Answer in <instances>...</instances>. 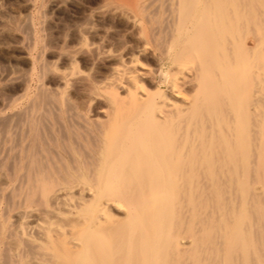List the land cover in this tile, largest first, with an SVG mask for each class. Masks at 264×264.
<instances>
[{"label":"bare ground","instance_id":"obj_1","mask_svg":"<svg viewBox=\"0 0 264 264\" xmlns=\"http://www.w3.org/2000/svg\"><path fill=\"white\" fill-rule=\"evenodd\" d=\"M228 1H177L178 14L186 19L184 24L179 26L182 40L177 43L179 47L173 53L174 59L173 56L171 58L177 66H190L189 72H192L191 79L194 82L192 85L195 84L194 87H196V90L193 87V95L190 97L175 86V83L173 84L174 80L169 81L170 95L172 94L174 99H179L180 105L172 101L169 103L170 109H160L158 100L163 98V90L159 87L155 93L149 92L143 86L144 84L140 83L139 73L134 70L136 67L128 71L119 70L109 82L114 85V88H121L127 92L130 103L128 106L131 107H127L129 110L125 108L127 111L123 109L122 113H120L122 109H118L121 110L119 112L116 109L118 113L114 114V121H111L114 122V126L111 124L112 127H109L114 130L110 129L111 132L107 135L108 140H105L107 145L101 155H98L100 165L97 164L99 167L94 172L95 183L91 185L89 182L90 185L81 186L83 197L84 192L89 197L87 198L90 208L85 211L83 208L80 209L79 205L83 204L86 198L82 199L80 193L72 199V190L69 186L56 189L57 192H62L68 212H71L76 220V224H70L72 225L69 229L70 235L67 233L69 237L65 238L63 243L58 239L61 238L57 236L59 234L56 235L62 246L72 252V255H69L70 264H96L95 254L114 258L116 254L113 255V253H116L117 248L122 250L124 249L122 247H125L131 251V246L135 244L142 247L145 254L150 255V264L151 261L155 264L157 260L159 264L165 262V255L170 252V249L175 254L177 251L187 253L188 264H216V261L220 264H248L246 262L248 255L254 258L253 261L249 260V264L251 262L263 264L264 254L261 258L254 249L251 252L250 243L253 240L252 233L254 234L256 223L247 221L246 214L250 209L254 214L260 212L256 222H260L259 224L263 226L264 182L248 181L252 183H249L251 188V191L248 190L249 193L253 192L262 199L261 201L259 199L257 203L251 198V194V197L247 198L245 191L243 193L241 187L247 183L241 182V177L246 173H244L246 165L251 163L262 169L264 179V34L263 37H257L254 33L255 37L251 39L253 42L250 43L252 46L251 48L250 45L248 46L251 52L243 50L249 56L243 57L247 60L241 59L242 55H237L234 49L238 46L235 43L237 39L235 34L238 31L236 28L242 29L241 26L248 22L251 12L246 8V4L243 5L242 0H230V3ZM251 1L253 3L250 4H255L253 0ZM185 10H188L189 16L188 14L184 16ZM260 10H264V5ZM260 10L258 6L257 9L254 8L255 12ZM263 12H260L261 15L264 14ZM258 14L259 12L256 14L255 21L261 19L258 18L261 16ZM261 21L264 22L263 20L259 22ZM259 24L263 26L264 23ZM246 33L253 35L250 30ZM244 52L243 54H246ZM134 56L136 57L135 54ZM114 88H112L113 95L119 99L117 90ZM227 115L230 119H227ZM251 152L255 153L252 161L249 160ZM93 165L90 166L92 169L96 164L94 167ZM41 166L43 167V164ZM92 176H89L90 179ZM38 179L37 177L36 181L43 180L42 177L40 178L42 180ZM231 182L236 188L240 187L236 190L239 194V200L236 203L231 201L234 187L231 190L232 194L228 191L231 197L225 198V201L220 199V193H223L225 187ZM42 185L39 188L41 191L44 190ZM260 194L263 195L262 198ZM43 195L42 193L41 196ZM72 200L79 205L77 206ZM260 202L262 207H259ZM86 205L84 207H87ZM110 207L122 211L124 216L121 217L125 219H120L124 220L123 222L115 215L111 216ZM115 217L119 224L115 220L112 227L111 219ZM181 221L182 224L184 223L185 230H188V234L183 237L177 235L173 237L171 232ZM251 221L254 220L251 219ZM109 225L112 228L110 227L107 231ZM104 226L105 229L102 228ZM261 226L260 230H262ZM64 231L67 232V230ZM59 244H57L58 247ZM262 244L264 245L263 242ZM218 246L222 248V256L217 254L221 251ZM124 254L125 259L131 260V254L130 256ZM118 255L119 253L116 257L123 258ZM59 257L60 260L61 256ZM116 257L112 261L117 259ZM98 258L95 256V260L100 262ZM137 258L141 259L140 256ZM174 258L177 260V255ZM34 259L36 264H43L41 258ZM233 260L235 263L232 262ZM180 261L181 259L179 264ZM64 262L60 264H65ZM119 263L122 264L121 261Z\"/></svg>","mask_w":264,"mask_h":264},{"label":"rangeland","instance_id":"obj_2","mask_svg":"<svg viewBox=\"0 0 264 264\" xmlns=\"http://www.w3.org/2000/svg\"><path fill=\"white\" fill-rule=\"evenodd\" d=\"M177 1L0 0L1 264H36L34 258H41L43 264H60L64 261L65 264H70L71 257L69 258V255L71 256L72 252L62 246V243L65 238L69 237L70 226L76 224V220L73 214L68 212V206L64 203L62 192H57L56 189L69 186L72 190V199H75L80 193L82 199L86 198L83 204H78L80 209L83 208L85 211L90 208L88 207L89 197L85 192L83 197L81 186L95 183L94 172L99 167L97 164L100 165L98 155H101L107 145V141H105L108 140L107 135L111 130H114V128L109 129L111 124L114 126V122H111L114 121V114L121 111L118 109H122L120 112L122 113L124 110L127 111V107H131L128 106L130 103L127 92L121 88L116 89L113 84H109L116 72L119 70L128 71V69L136 67L134 70L139 73L140 83L144 84L143 86L149 92L155 93L159 87L164 91H162L164 93L163 98H160L159 102L157 101L162 110L170 109L169 103L172 101L177 105L181 103L179 99H174L175 97L170 95L168 85L171 80H174L173 84L175 83L174 85L180 88L185 95L190 97L193 95L195 84L192 85L194 82L191 79L192 72H189L190 66L180 67L173 62L175 55L173 53L179 47L177 43L182 40L181 32L179 33L180 27L186 19L178 14L177 5L179 3ZM242 1L243 5L246 4V8L250 10L251 15L248 16V22L241 26L242 29L236 28L238 31L235 34L237 38L235 43L238 46L234 49L238 53L237 55H242L240 56L241 59L245 60L246 58L243 57L248 58L249 55L243 50L248 53L251 52L248 46L253 42L251 39L255 37L254 33L257 37H263L264 34V24L263 26L259 24L264 23L259 22L260 20L264 21V14L261 15L262 13H260L264 11L260 10L264 5V0H253L255 3L253 5L250 4L253 3L251 0ZM228 2L227 4L230 3ZM256 5L260 10L258 16L261 15L258 17L261 19L257 21L254 20L258 13L254 11V8L257 9ZM186 12H183L184 16L188 14V10ZM190 12L192 13V10ZM243 27L245 28L243 29ZM249 30L252 32V36L246 33ZM152 32L154 33L152 34ZM239 36L241 37L239 38ZM251 46L252 44L250 48ZM112 88L117 90L119 99L113 95ZM194 88L196 90V87ZM26 115L28 116L26 117ZM226 117L230 119V116L229 118L228 115ZM254 156L255 153L251 152L249 160L252 161ZM214 163L216 164V162ZM91 164H94V169L90 167ZM261 170L259 166L248 163L244 169L246 176L241 177V182L245 183L246 181L247 183L241 187L243 193L245 191L247 198L252 195L251 198L257 203H259L260 196L253 194V192L249 193L251 191L249 183L264 182ZM90 171L91 173H87ZM88 175L92 176L94 180L90 179L91 177ZM244 176L245 178H243ZM37 177L38 180L43 179L44 183L43 180L36 181ZM41 177L42 179H40ZM82 177L84 179L89 178L84 183ZM39 182L43 185L38 184ZM89 182L90 184H88ZM40 185H42L43 191L39 189ZM238 188L234 186V183H228L225 191L220 193V199L225 201V198L231 197L233 192L231 201L232 203L238 202L239 194L236 192ZM42 193L44 194L43 197L41 196ZM260 195L262 198L263 195ZM262 199L264 200V198ZM72 202L77 205L75 201L72 200ZM85 205L87 207H84ZM259 207H262V204ZM24 209L26 210L24 211ZM121 212L115 207H110L111 216L115 215L119 220L125 219V217H121L124 216ZM247 212V221L256 223L254 234L252 233L253 240L250 243L251 252L254 249L263 258L264 249L262 248L264 245L262 242L264 243V241L262 240H264V236L262 237V234H264V223L261 226L260 222H256L260 212L254 214L251 209ZM116 217L111 219L113 220V223L110 224L112 227L115 220L119 224ZM110 225L109 227L106 226L107 231L111 227ZM260 226L262 230H260ZM102 228L105 229V226ZM172 232L173 237L176 235L183 237L188 234V230H185L182 221L178 222ZM56 235L61 237L58 239L62 243ZM136 247H138L136 244L132 245L131 251L125 247L122 248L127 249L126 251L117 248L119 251L113 253V255L119 253L118 256H120L122 253L128 254L130 252L128 256L131 254L133 258L137 253L134 260L132 257H130L131 260L125 259L126 256L122 254L123 258L119 257L120 260H118L119 258L114 255V258L117 259L112 261L114 259L112 256L105 258L103 255L95 254L94 261H97L96 264H120V261L122 264H150V255L145 254L141 249L142 247L139 246L138 249ZM218 247L221 251L217 254L222 256V248L221 246ZM169 251L165 255V262L162 264H169V262L170 264H179L180 259V264H188L186 261L187 253L177 251L175 254L173 250L170 249ZM65 253L69 254L65 255ZM59 255L61 256L60 260ZM176 255L177 260L174 258ZM95 256L100 258H98L100 262L95 260ZM138 256L141 259L137 258ZM247 258L248 264L250 263L249 260L253 261L254 259L252 255H248ZM117 260L118 262L114 263ZM232 262L235 263L234 260ZM157 263L159 264L158 260L155 264ZM262 263L264 264V262ZM151 264L154 263L151 261ZM216 264L220 263L216 261ZM251 264L253 263L251 262Z\"/></svg>","mask_w":264,"mask_h":264}]
</instances>
